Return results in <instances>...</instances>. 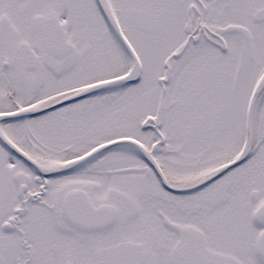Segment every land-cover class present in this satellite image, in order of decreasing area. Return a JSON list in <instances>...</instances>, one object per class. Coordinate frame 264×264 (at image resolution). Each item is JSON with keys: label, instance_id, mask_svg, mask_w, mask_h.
<instances>
[{"label": "snow or ice", "instance_id": "obj_1", "mask_svg": "<svg viewBox=\"0 0 264 264\" xmlns=\"http://www.w3.org/2000/svg\"><path fill=\"white\" fill-rule=\"evenodd\" d=\"M0 264H264V0H0Z\"/></svg>", "mask_w": 264, "mask_h": 264}]
</instances>
